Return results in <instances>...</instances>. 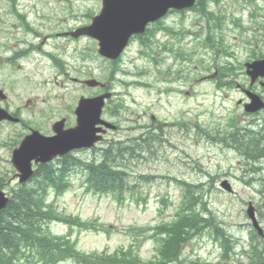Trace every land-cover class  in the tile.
<instances>
[{
  "label": "rangeland",
  "instance_id": "obj_1",
  "mask_svg": "<svg viewBox=\"0 0 264 264\" xmlns=\"http://www.w3.org/2000/svg\"><path fill=\"white\" fill-rule=\"evenodd\" d=\"M19 3L20 9L28 13V18L31 23L40 33H42V37L33 39L30 35L18 29L16 31L18 36L26 39L21 47L24 49L27 48L30 44L27 42L29 40H34L37 45L41 46L42 42H45L42 46L43 48L46 47L49 50L52 49L53 52L54 50L62 52V56L64 55V59L69 63L67 68L72 70L71 73L74 75L73 77L81 78L80 76H86L85 69L79 67L83 66V64L77 54L78 51H81V49L87 50V48L93 47V44L86 39H80L78 42L74 41L73 43H68L63 39L56 38L55 35L56 33L70 28H75L77 25L85 23L86 20L84 18V13L90 8L91 11H96V8L98 7V0H70V5L66 0H20ZM243 4L244 3L240 6H236L227 2V5L233 7V11L235 13L239 10V8H242L244 11L240 12L241 15H246L249 10L248 8H243ZM72 5L75 10L73 13L70 12V7ZM220 5H222V3H220ZM212 7L214 8L213 5ZM9 10V3L5 0H0V13H4L2 15V19L7 22L4 25L6 28L5 33H8L7 36H10L12 32L10 23L17 22L16 16H12ZM169 21L171 23L184 22L186 25L194 24L196 22L195 15L192 13L187 15V19H182L181 14H175L169 18ZM202 25L205 26V24H201V26ZM50 36L54 37L50 38ZM226 38H228L234 45V34L231 33L227 35ZM19 39L20 38L15 37V41H19ZM240 52L241 51H237L238 54ZM3 53L6 54V57L10 55V52L8 51ZM137 53V49L130 51L129 56L124 62L132 65L133 60L130 61V59L136 57ZM92 56L94 55L92 54ZM241 56H244V54ZM43 59L44 57L39 53L32 54L24 62L25 69L24 67L19 68L17 66L10 67L8 63V66H0V88H5L7 93L12 96H15L16 94H24L25 96L40 95L41 97H48L51 104L58 107V109L62 108L60 111L69 115L68 108L73 107L76 104L77 99L85 94H89V91L81 89L79 85H76L71 81L66 83L62 77H59L56 74L55 69L51 66H48L47 68L45 66L44 72L39 75V71L42 70L40 67H43L41 65H45V63L42 62ZM139 62L141 63L140 65L145 67H149L150 65L146 59L145 61L139 60ZM87 63L90 70L94 68V74L97 78L101 80L105 79L107 72L106 62L103 63L100 59L95 57V61H88ZM76 69H80V72H77ZM197 69L200 71L202 68L198 65ZM152 70L155 71V67H153ZM180 73L183 74L184 72ZM28 74L33 76L34 85L30 86L25 83L24 77L29 76ZM121 75L128 80H133L135 78L149 81L156 80V78L153 77L154 74L141 77L126 76V74ZM181 79H183V77H178V80ZM53 80L54 82L57 81L58 85H55ZM114 87L120 95H123L124 88L120 83H116ZM193 90L196 91V96L194 98L186 99L184 98V95H181L175 96L167 101L163 98L161 100L158 93V85L154 86V89L151 90L133 87L130 89L131 94H129V96L124 98L123 96H120L119 100H122L128 108L119 121L122 126L130 128L150 124L152 116H156L160 119H166L167 121L175 119H177V121L183 120L186 121L187 124H191V119H193L197 120V122L203 125V127H206L208 131L216 134L219 130V123L217 122L213 111L217 113V118H219L220 115H227L229 110L237 111V101L240 98L239 92L236 90L227 94L224 92H217L213 83H197L196 86L194 85ZM55 115H57L56 112ZM167 132H170V129H168ZM178 132L182 137L184 136L186 138H190V135L187 136L179 130ZM191 134L194 135L193 137L199 135L198 138H201L204 135L198 129L193 130V132L191 131ZM163 138L165 139L166 137L164 136ZM174 140H176L174 143H176V149L179 150V155L190 154L187 161L188 165L185 166V168L182 167L183 170L181 171L180 169V173L178 174L182 177L184 176L190 178L191 180L199 179V174L190 172L192 166L197 163H203V166L210 171H216V167L225 171V173H230L231 171L237 176L240 175V171L242 172L241 157L235 151L227 150L215 144L202 143L200 145H194V143L183 141L182 139L179 140L178 135H176ZM160 141L162 142L160 145H163V140ZM165 148L166 150L162 152L163 157H159L162 161L166 160L164 156L173 153L169 147L166 146ZM157 159L158 157L156 155L154 157H150L151 162H155ZM144 162H146V159L142 158L140 160L129 161V163H132V165L139 171L146 170L153 172L154 170L156 171L154 173H161L165 170L170 172V168L163 163H156L155 165L149 164V167L145 168L143 164ZM262 168L264 167L260 165V169ZM172 169L174 170L175 167H172ZM175 170L178 171L177 168ZM232 181L235 183L236 191L238 196H240L239 199L228 198L217 188L215 192L212 191L210 193L208 200L216 214H219V216L224 219H229L236 223L242 219L238 215V212L242 207V199L255 197L256 195L253 189H248L242 186L238 178L233 177ZM163 186L168 187L171 192L174 189L172 184L167 186L165 180L163 183H160L158 186L153 188H144V192H146L147 189L153 194L159 191L163 192ZM89 204L90 205H87V207L82 210V214L87 217L95 214L98 215L101 221L111 224L110 226L112 227V231L110 235L101 233L99 236H93V233H88V235L82 237L80 248L87 251L94 249L101 250L105 242L109 243V245L113 247L123 241H126L127 237L122 233H117L116 231L129 226L146 227L152 224L155 217L158 215L157 207L162 206L155 203L153 199H150L149 201L148 210L145 207L141 208L143 207L142 205L140 207L132 203H126L123 206H119L115 201H111L108 197H104L100 203L96 204V202L93 201ZM72 207L73 206H71V209ZM106 237H109V240H106ZM200 240L201 239H198L195 243L200 242ZM109 250L111 251L113 249ZM194 250L196 252L198 251L204 258L214 254L211 249H207V246H203L202 249L197 248ZM151 256L152 250L147 249V247L144 248L142 257L150 259Z\"/></svg>",
  "mask_w": 264,
  "mask_h": 264
},
{
  "label": "trees",
  "instance_id": "obj_2",
  "mask_svg": "<svg viewBox=\"0 0 264 264\" xmlns=\"http://www.w3.org/2000/svg\"><path fill=\"white\" fill-rule=\"evenodd\" d=\"M10 2L16 9L17 0ZM226 72L232 74L233 68L226 69ZM239 134L240 130L235 129L233 136L239 137ZM113 148L110 147L104 152L103 161L98 164L99 166H91L92 184L89 190L99 195L110 193L122 202L126 201L125 195L130 191L132 198H135L134 188L137 185L128 187V171L113 165L117 158V155L114 156ZM241 150L248 152V157L255 158L257 154L252 149ZM118 152L121 156L126 154L133 156L136 150L128 147ZM249 175L250 173L247 176ZM181 182L188 189L185 202L173 215V219L169 223L155 226L150 234H147L148 229L137 230L127 245H120V248L112 253L105 250L87 254L78 250L75 242L67 237L72 234L75 227L87 226L91 222L87 224L78 217L59 214L53 204L44 205L38 200L39 195L43 196L39 193L41 192L39 189L31 188L30 194L27 192L25 195L17 193L13 203L0 215V264H36L37 262L54 264L63 258H73L78 264H191V260L197 257L188 254L185 247L206 234L211 235L225 248L227 245L225 241L229 238L228 233L219 225L218 217L209 208L208 202L204 201V185H190L182 180ZM53 221L66 223L69 229L68 235L64 237L53 235L51 229ZM143 240L152 241L157 253L155 258L143 259L141 256ZM227 250L222 249V257L229 261ZM245 255L247 264H260L262 261L261 253L257 249H251L245 252ZM197 262L205 264V261L197 260Z\"/></svg>",
  "mask_w": 264,
  "mask_h": 264
},
{
  "label": "water",
  "instance_id": "obj_3",
  "mask_svg": "<svg viewBox=\"0 0 264 264\" xmlns=\"http://www.w3.org/2000/svg\"><path fill=\"white\" fill-rule=\"evenodd\" d=\"M195 1L104 0L102 14L94 19L93 25L77 31L74 36L93 35L101 42L100 52L115 58L124 48L131 32L139 31L148 22L161 18L170 8H189Z\"/></svg>",
  "mask_w": 264,
  "mask_h": 264
},
{
  "label": "bare ground",
  "instance_id": "obj_4",
  "mask_svg": "<svg viewBox=\"0 0 264 264\" xmlns=\"http://www.w3.org/2000/svg\"><path fill=\"white\" fill-rule=\"evenodd\" d=\"M159 143V145L162 143L160 140L157 141ZM114 156L116 157V155L114 154ZM256 169H260V164H254L253 165Z\"/></svg>",
  "mask_w": 264,
  "mask_h": 264
}]
</instances>
